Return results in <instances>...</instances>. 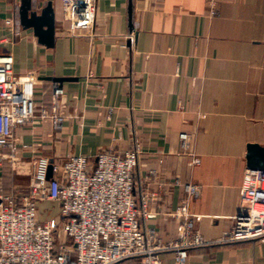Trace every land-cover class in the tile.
Listing matches in <instances>:
<instances>
[{"label": "crops", "instance_id": "1", "mask_svg": "<svg viewBox=\"0 0 264 264\" xmlns=\"http://www.w3.org/2000/svg\"><path fill=\"white\" fill-rule=\"evenodd\" d=\"M31 1L52 2L53 47L19 24L20 0H0V50L34 87L35 115L15 131L26 145L17 154L94 162L100 150L137 146L134 194L149 198L147 232L174 237L183 185L196 183L200 194L187 209L193 226L219 239L238 209L246 145L264 146V0H95L93 28L74 32L61 0ZM44 76L70 78L61 99ZM51 113L63 115L59 129ZM21 176L0 167V190L19 194L28 184ZM55 207L40 201L39 219L56 217ZM161 264H264V241L193 248L181 263L165 251Z\"/></svg>", "mask_w": 264, "mask_h": 264}, {"label": "built area", "instance_id": "2", "mask_svg": "<svg viewBox=\"0 0 264 264\" xmlns=\"http://www.w3.org/2000/svg\"><path fill=\"white\" fill-rule=\"evenodd\" d=\"M216 0H208L213 6ZM64 19L71 32L93 28L95 0H61ZM14 56L0 50V167L28 175L25 190H0V264H161V254L172 251L181 263L193 248L249 240L264 241V169H248L240 183L239 204L227 231L214 241L197 231L188 213L189 199L200 194L196 183L183 185L177 214L180 220L174 237L151 236L145 226L149 198L139 191L135 178L138 148L98 151L95 161L86 155L50 159L19 156L17 128L35 115L34 87L13 68ZM54 98L64 96L62 85L54 87ZM47 116V115H45ZM53 129L62 125L63 115H49ZM185 146L188 133L180 132ZM51 165V177H47ZM54 202L56 217L39 219L38 204Z\"/></svg>", "mask_w": 264, "mask_h": 264}, {"label": "water", "instance_id": "3", "mask_svg": "<svg viewBox=\"0 0 264 264\" xmlns=\"http://www.w3.org/2000/svg\"><path fill=\"white\" fill-rule=\"evenodd\" d=\"M129 18L131 19V5L128 7ZM19 24L23 28H31L38 43L53 47L54 45V9L51 1H46L39 6L31 0H20L17 10ZM58 85L63 81L70 80L67 77L44 76ZM246 167L248 169H264V146L258 143H247L246 145ZM52 167L49 165L47 177H51Z\"/></svg>", "mask_w": 264, "mask_h": 264}, {"label": "rangeland", "instance_id": "4", "mask_svg": "<svg viewBox=\"0 0 264 264\" xmlns=\"http://www.w3.org/2000/svg\"><path fill=\"white\" fill-rule=\"evenodd\" d=\"M21 177H25V178L29 179L28 175H26V174H25V175H22ZM48 201H49V200H48ZM51 202H52V201H51ZM55 208H57V212H58V207H57V205H56ZM55 210H56V209H54V211L52 212L53 214H54ZM46 213L49 214V211H47ZM39 216H40V215H39Z\"/></svg>", "mask_w": 264, "mask_h": 264}]
</instances>
